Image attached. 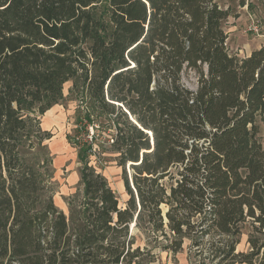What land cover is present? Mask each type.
<instances>
[{
    "label": "trees",
    "instance_id": "obj_1",
    "mask_svg": "<svg viewBox=\"0 0 264 264\" xmlns=\"http://www.w3.org/2000/svg\"><path fill=\"white\" fill-rule=\"evenodd\" d=\"M231 15L221 0H0V264H153L187 240L191 264H264V46L232 54ZM68 81L95 134L65 212L35 148ZM95 145L122 168L124 208Z\"/></svg>",
    "mask_w": 264,
    "mask_h": 264
},
{
    "label": "rangeland",
    "instance_id": "obj_2",
    "mask_svg": "<svg viewBox=\"0 0 264 264\" xmlns=\"http://www.w3.org/2000/svg\"><path fill=\"white\" fill-rule=\"evenodd\" d=\"M247 1L253 2L254 5L241 6L240 0H221L224 7L232 8V15L225 21L224 29L228 34L229 51L239 57H246L253 50L264 46V6L255 0ZM183 80L188 87L197 88L198 75L195 71L186 70ZM72 84V81L65 83L64 98L48 113L41 116L42 128L49 130L53 136L35 148V153L42 160L52 159L48 167L54 170V176L48 182L46 189L54 195V202L59 208L62 204H66L67 197L80 187L79 181H74V176L79 174L81 166L78 160L79 148L89 142L95 134L92 127L89 128L88 133L84 123H79L85 105L80 98L71 94ZM94 149L97 155L91 156V164L108 178L119 197L120 206L126 207L129 196L124 187L122 168L112 160L110 154L100 155L101 150L97 145ZM247 234L246 228L241 236L240 249L248 238ZM190 243L188 240L185 241L184 249L177 254L162 252L153 264H181L183 255L186 251L189 253ZM245 247L247 252L249 250L247 241Z\"/></svg>",
    "mask_w": 264,
    "mask_h": 264
},
{
    "label": "crops",
    "instance_id": "obj_3",
    "mask_svg": "<svg viewBox=\"0 0 264 264\" xmlns=\"http://www.w3.org/2000/svg\"><path fill=\"white\" fill-rule=\"evenodd\" d=\"M251 53H249V54H247V56L248 55H250ZM51 110V109H50ZM50 110H48L46 113H48ZM45 113V114H46ZM44 130H46V128H43ZM47 131H49V130H47ZM75 180H77V181H79L80 182V172H79V174H76L75 176H74V181ZM124 181V180H123ZM79 184V183H78ZM124 187H125V183H124ZM125 190H126V187H125ZM127 192V191H126ZM128 194V193H127ZM129 196V195H128ZM129 198V197H128ZM67 208H68V206H67V203L65 204H62L61 206H60V209L61 210H63V211H67ZM133 225H132V229H133ZM246 241H247V239H246ZM246 241H244V246H242V248L240 249V243H239V245H238V247H237V250L238 251H241V252H245V249H246V247H245V242ZM180 253V252H179ZM181 264H191V260H190V257H189V253L186 251V253H185V255H183V257L181 258ZM244 264H246V263H244Z\"/></svg>",
    "mask_w": 264,
    "mask_h": 264
},
{
    "label": "water",
    "instance_id": "obj_4",
    "mask_svg": "<svg viewBox=\"0 0 264 264\" xmlns=\"http://www.w3.org/2000/svg\"><path fill=\"white\" fill-rule=\"evenodd\" d=\"M134 225H135V224H134ZM134 225H133V226H134Z\"/></svg>",
    "mask_w": 264,
    "mask_h": 264
}]
</instances>
